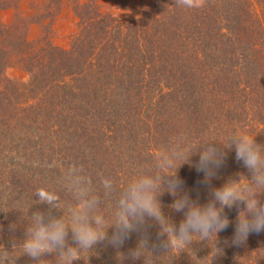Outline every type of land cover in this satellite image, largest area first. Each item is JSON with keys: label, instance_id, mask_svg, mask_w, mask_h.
<instances>
[{"label": "trees", "instance_id": "16d2710c", "mask_svg": "<svg viewBox=\"0 0 264 264\" xmlns=\"http://www.w3.org/2000/svg\"><path fill=\"white\" fill-rule=\"evenodd\" d=\"M70 2L74 32L61 47L48 32L63 0H45L29 15L19 11V0H0V10H12L0 21V245L10 252L22 243L29 216L48 212L37 189L58 192L67 216L75 200L62 177L71 165L90 176L110 224L119 194L142 172H154L161 150L178 137L192 154L177 172L181 194L200 205L229 179H251V173L233 147L224 149V164L205 183L196 170L199 148L226 144L241 131L264 146V0H204L196 9L176 0H112L106 7L97 0ZM30 24L40 28L33 40L26 37ZM105 177L114 181L108 197ZM258 198L264 202V193ZM175 199L167 191L159 197L178 227L184 212L170 207ZM245 209L242 202L225 207L226 229L170 251L162 247L159 225L146 218L122 246L105 240L74 264H264V231L233 244ZM145 236L149 252L132 258ZM20 255L21 248L13 249ZM43 258L55 264V255ZM15 264L35 262L24 255Z\"/></svg>", "mask_w": 264, "mask_h": 264}, {"label": "clouds", "instance_id": "9594fccd", "mask_svg": "<svg viewBox=\"0 0 264 264\" xmlns=\"http://www.w3.org/2000/svg\"><path fill=\"white\" fill-rule=\"evenodd\" d=\"M176 4L196 9L203 6L204 0H176ZM233 147L236 160L243 162L251 173V179L243 175H240L239 180L229 179L222 187L212 191V200L200 205L191 200L187 193L181 194L183 181L177 172L192 154L189 155L190 149L183 137H178L174 143L161 150L156 158L154 172H142L119 194L110 224L99 211L101 197L94 192L90 176L85 174L82 166H69L62 181L75 204L68 208L67 216L60 211L63 201L58 192L47 188L37 189L35 196L40 204L48 206V212L38 210L29 216L30 223L25 229L22 243H14L11 252L0 245V264H15L16 258L24 255L35 264H49V260L43 258L45 255H55V264H74V261L81 259L82 253L105 240L114 247L122 246L125 239L147 223L146 218L159 225V236L166 237L162 247L168 251L174 247L183 248L191 245L194 237L200 241L208 240L213 235L216 237L230 223L224 214L225 207L232 208L241 202L246 205V209L237 217L233 244L245 243L251 233L264 231V202L258 198L264 193V146L257 144L255 137L243 131L230 135L226 144L208 142L199 148L196 170L204 173V182L208 183L224 164V149L231 150ZM179 161L184 162L178 165ZM173 169L174 174H167ZM101 184L104 196H111L114 181L105 177ZM165 191L176 197L170 207L176 212H184V219L178 227L162 212L159 197ZM53 210L62 215H52ZM15 227L14 224L10 225L12 229ZM109 228L114 229L110 238ZM69 233L73 243L69 242ZM147 244L145 236L131 252L132 258L144 257V253L149 252ZM17 247L22 249V255L13 256V249ZM216 251L221 252L218 248Z\"/></svg>", "mask_w": 264, "mask_h": 264}, {"label": "rangeland", "instance_id": "374dc122", "mask_svg": "<svg viewBox=\"0 0 264 264\" xmlns=\"http://www.w3.org/2000/svg\"><path fill=\"white\" fill-rule=\"evenodd\" d=\"M43 1L45 0H19L18 9L23 15H29L34 11V8ZM63 1L65 2V4L62 5L60 12L52 20L50 31L48 32V37L52 44L61 47H67L69 38L74 32V17L70 9V0ZM111 1L112 0H97V2L102 5V7H106L108 2L111 3ZM11 14V9L0 10V21H7L10 18ZM39 34V26L36 24H30L26 33L27 39L33 40ZM9 74L17 78H21L23 76L22 72L18 70H10Z\"/></svg>", "mask_w": 264, "mask_h": 264}]
</instances>
